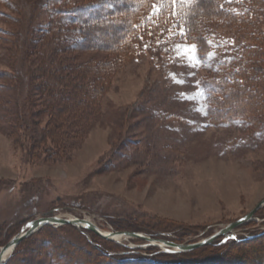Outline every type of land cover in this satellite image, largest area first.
I'll return each mask as SVG.
<instances>
[{
    "label": "rangeland",
    "instance_id": "obj_1",
    "mask_svg": "<svg viewBox=\"0 0 264 264\" xmlns=\"http://www.w3.org/2000/svg\"><path fill=\"white\" fill-rule=\"evenodd\" d=\"M44 1L0 0V29L10 33L8 40L19 37L18 32L46 26L48 15L26 4ZM88 30L96 45L114 44L120 34L117 28ZM213 31L216 51L205 61L194 45L166 36L122 65L108 78L99 118L84 138L72 144L65 138L64 155L49 158L42 146L32 150L20 129L10 135L12 129L0 128V248L27 222L55 211L88 220L101 230L135 228V233L160 240L128 237L117 242L149 256L150 248L163 252L168 247L164 241L180 245L203 241L264 200V135H255V130L264 129L259 83L253 82L250 90L244 88L236 100L224 105L228 111L253 110L255 128L245 123H210L200 86L207 72L233 56L232 49L258 42H243L229 24ZM28 65L15 48L0 45V72L13 74ZM254 71L264 76L263 60ZM8 83L16 82L0 79V84ZM76 121L68 123L70 133L86 125ZM260 233H264V207L253 220L230 232L233 240L242 242ZM65 235L47 230L25 242L20 247L24 252L13 253L5 264H111L105 256L108 252L90 243L99 236L93 231L75 227ZM222 238L204 247L219 246ZM260 242L264 246L263 239L203 251L208 259L233 251L255 260L253 251Z\"/></svg>",
    "mask_w": 264,
    "mask_h": 264
},
{
    "label": "trees",
    "instance_id": "obj_2",
    "mask_svg": "<svg viewBox=\"0 0 264 264\" xmlns=\"http://www.w3.org/2000/svg\"><path fill=\"white\" fill-rule=\"evenodd\" d=\"M31 3L33 6L26 4L33 11L40 10L48 15L45 27L18 32L19 37L12 41L7 39L10 33L0 29V45L15 48L29 64L26 69L19 67L13 74L0 72V79L16 82L0 84V128L12 129L8 131L10 135L20 129L18 132L27 137L32 150L42 146L49 158L59 157L67 149V144H63L65 138L69 144L84 138L100 116L101 97L108 78L127 61L155 47L161 37L194 45L200 59L205 61L216 51L213 29L223 24L232 26L243 42L257 39L258 43L239 44L231 50L233 56L229 60L221 62L200 80L208 102V120L217 125L245 123L248 127H256V116L253 110L250 112L248 103L244 104L247 113L233 110L230 105L228 111L224 105L236 100L244 88L250 90L253 82L259 83L262 89L260 101L264 105V76L254 71L257 63L264 61V0H45ZM104 27L120 30L114 44L96 45L90 38L88 29ZM44 118L47 121L43 126ZM76 120L86 125L70 133L67 125L69 122L77 124ZM258 134L264 135V129L255 130V135ZM74 228L70 225L45 226L23 240L14 253L24 252L20 247L25 242L47 230L66 236ZM115 230L136 232L135 228L117 226ZM81 235L86 241L85 233ZM95 238L98 241L92 239L90 243L94 249L107 251L109 256H105L111 264H264L262 242L253 251L255 260L233 251L221 255L220 259H208V253L203 251L262 241L264 233L253 235L246 242L222 238L219 246L189 253L159 252L150 248L149 256L99 236Z\"/></svg>",
    "mask_w": 264,
    "mask_h": 264
},
{
    "label": "water",
    "instance_id": "obj_3",
    "mask_svg": "<svg viewBox=\"0 0 264 264\" xmlns=\"http://www.w3.org/2000/svg\"><path fill=\"white\" fill-rule=\"evenodd\" d=\"M264 207V200L262 202H260L256 208L250 212L248 215L240 218L239 220L231 223L230 225H228L225 229L221 230L220 232H217L215 235L200 241L198 243H194V244H176L174 242H170V241H164V244L167 245L168 247L166 249H168V252L170 253H181V252H188V251H193L196 249H199L201 247L207 246L209 244H211L213 241H215L217 238L223 236L226 239L233 237L232 234H230V232H232L234 229L238 228L239 226L245 224L246 222H249L251 220H253L254 215L262 208ZM55 211H50L44 214V216L42 218L33 220L31 222H29L22 230V232H20L19 234H17L15 237H13L5 246L0 248V264H5L7 263V260L4 259L5 253L9 250H12V253L10 255V257L12 256V254L14 253V251L16 250V248L20 245V243L25 240L26 238L32 236L33 234H35L36 232H38L40 229H42L45 226H52V227H62V226H66V225H70V226H74L77 228H84V229H88L93 231L94 233H96L97 235L109 239L108 236H104L101 232V229L98 228L96 225H94L92 222L85 220V219H81V218H77V217H65L63 215L60 214H56L54 213ZM111 234L115 235H120L123 234L129 238H141V239H145L147 241L150 242H157L159 240H154L152 241L151 238H148L146 236H143L142 234H138L135 232H111ZM9 257V258H10Z\"/></svg>",
    "mask_w": 264,
    "mask_h": 264
},
{
    "label": "bare ground",
    "instance_id": "obj_4",
    "mask_svg": "<svg viewBox=\"0 0 264 264\" xmlns=\"http://www.w3.org/2000/svg\"><path fill=\"white\" fill-rule=\"evenodd\" d=\"M101 232H102V234H103L104 236H108V237H109V240L112 241V242H116V243H117V242H122V240H124V239H126V241L129 240V238L126 237V236L123 235V234H120V235L115 234V235H113V234H111V231H105V230H101ZM116 232H117V231H116ZM224 238H225V237H224ZM224 238H223V239H224ZM151 239H152V241H154V240H158V239H154V238H152V237H151ZM159 241H160V240H159ZM147 242H150V241H147ZM11 253H12V250L7 251V252L5 253L4 259H5V260L9 259Z\"/></svg>",
    "mask_w": 264,
    "mask_h": 264
},
{
    "label": "snow or ice",
    "instance_id": "obj_5",
    "mask_svg": "<svg viewBox=\"0 0 264 264\" xmlns=\"http://www.w3.org/2000/svg\"><path fill=\"white\" fill-rule=\"evenodd\" d=\"M193 48H194V46H193Z\"/></svg>",
    "mask_w": 264,
    "mask_h": 264
}]
</instances>
